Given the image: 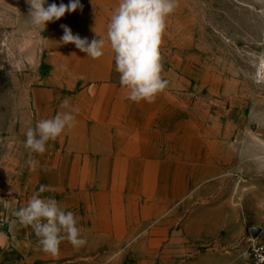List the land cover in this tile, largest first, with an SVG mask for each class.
<instances>
[{
  "label": "rangeland",
  "instance_id": "374dc122",
  "mask_svg": "<svg viewBox=\"0 0 264 264\" xmlns=\"http://www.w3.org/2000/svg\"><path fill=\"white\" fill-rule=\"evenodd\" d=\"M53 3L70 0H47L45 6ZM118 3L80 0L82 10L40 29L27 22L26 0H0V222L7 226L0 232V255L9 250L10 224L22 208L25 132L56 113L52 104L64 92L48 90L67 78L62 71L69 57L85 54L62 42L61 25L88 41L108 42ZM260 52L264 0H178L161 47L168 81L163 92L175 102L176 131L191 139L198 176L203 161L209 170L187 196L167 205L162 219H151L118 250L103 251L101 264H244L252 242L264 244V83L252 79L250 64ZM113 64L120 83L114 53ZM165 221L162 248L144 251L143 238L156 239ZM236 256L239 262H233ZM209 257L230 262H194Z\"/></svg>",
  "mask_w": 264,
  "mask_h": 264
},
{
  "label": "crops",
  "instance_id": "0c3cea01",
  "mask_svg": "<svg viewBox=\"0 0 264 264\" xmlns=\"http://www.w3.org/2000/svg\"><path fill=\"white\" fill-rule=\"evenodd\" d=\"M103 50L98 59L79 53L64 64L67 78L48 90L64 93L52 104L56 113L45 119L78 108L73 113L75 126L49 140L43 154L33 152L24 158L25 183L19 185L21 207L46 186L41 198H53L73 212L86 242L77 248L64 240L52 256L41 249L33 230L16 220L10 224L9 250L0 255V264H101L103 251L118 250L119 244L147 228L151 219H162L167 205L187 196L209 170L203 161V175L198 176L191 139L183 140L176 131L175 102L164 92L152 103L127 99V90L114 81L113 53L107 41ZM65 99L70 108L61 107ZM169 224L159 223V236L152 241L149 235L143 238L142 249H161L163 228ZM233 259L239 262L240 258Z\"/></svg>",
  "mask_w": 264,
  "mask_h": 264
},
{
  "label": "clouds",
  "instance_id": "9594fccd",
  "mask_svg": "<svg viewBox=\"0 0 264 264\" xmlns=\"http://www.w3.org/2000/svg\"><path fill=\"white\" fill-rule=\"evenodd\" d=\"M30 6L27 21L33 28L45 29L48 22L61 19L68 12L82 10L80 0H70L68 5L55 3L46 5L47 0H26ZM178 0H119L107 25V40L114 53L115 70L119 73L122 87L127 90L126 98L133 102L152 103L168 86L163 78L161 47L167 28V18L174 13ZM64 44H74L76 48L92 59L104 55L105 40L74 35L66 25H61ZM255 70L252 79L264 83V52L253 53L250 59ZM62 108H70L67 99ZM78 108L57 113L53 118L42 119L35 128L29 127L23 146L29 153L43 154L49 140H56L65 130L75 126ZM32 163V161H30ZM46 186L34 193L27 205L16 210L14 216L20 224L30 226L41 249L56 256L60 244L67 240L74 247L85 244L77 227L78 220L71 211L63 209L53 198H41Z\"/></svg>",
  "mask_w": 264,
  "mask_h": 264
},
{
  "label": "built area",
  "instance_id": "2783aa9c",
  "mask_svg": "<svg viewBox=\"0 0 264 264\" xmlns=\"http://www.w3.org/2000/svg\"><path fill=\"white\" fill-rule=\"evenodd\" d=\"M6 228V223L1 221L0 232ZM244 264H264V244L253 241L246 253Z\"/></svg>",
  "mask_w": 264,
  "mask_h": 264
},
{
  "label": "water",
  "instance_id": "95a60500",
  "mask_svg": "<svg viewBox=\"0 0 264 264\" xmlns=\"http://www.w3.org/2000/svg\"><path fill=\"white\" fill-rule=\"evenodd\" d=\"M257 234H258V231L254 232V235H255V236H257Z\"/></svg>",
  "mask_w": 264,
  "mask_h": 264
}]
</instances>
